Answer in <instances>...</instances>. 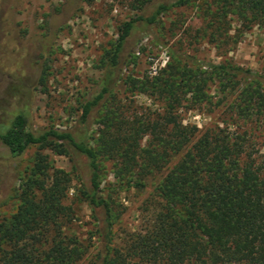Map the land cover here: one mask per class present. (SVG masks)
<instances>
[{
  "label": "trees",
  "instance_id": "16d2710c",
  "mask_svg": "<svg viewBox=\"0 0 264 264\" xmlns=\"http://www.w3.org/2000/svg\"><path fill=\"white\" fill-rule=\"evenodd\" d=\"M190 3L199 17L193 40L209 43L217 55L253 25L264 30V0H141L139 12L122 21L102 49L100 74L70 128H31L32 88L25 90L17 80L15 88L23 90L26 104L0 124L5 148L0 161L36 149L14 190L13 211L0 216V264H78L85 258L90 264H264V70L228 58L204 61L178 46L151 74L124 73L132 55L127 42L134 34L171 8ZM4 23L0 20L1 32ZM1 35L15 41L10 33ZM45 39L44 34L35 39L42 42V61L33 69L34 84L41 86L48 73ZM13 57L10 70L20 72ZM118 87L149 104L123 102ZM181 108H218L222 126L199 130L183 124ZM93 113L99 127L87 136L85 125ZM44 151L66 157L70 170L51 166ZM104 161L120 188L143 189L149 176L158 175L141 229L126 234L120 244L111 231L116 213L100 187ZM70 188L90 212L99 241L92 253L64 228L75 217L65 202Z\"/></svg>",
  "mask_w": 264,
  "mask_h": 264
},
{
  "label": "rangeland",
  "instance_id": "374dc122",
  "mask_svg": "<svg viewBox=\"0 0 264 264\" xmlns=\"http://www.w3.org/2000/svg\"><path fill=\"white\" fill-rule=\"evenodd\" d=\"M153 2L160 0H152ZM170 1V0H164ZM141 0H0V124L23 101L21 88L15 86L20 79L22 88L31 89L28 101V123L31 128L58 127L70 128L79 115V104L94 88L100 74L98 59L102 49L107 47L116 36L117 26L134 17L139 11L136 7ZM147 2L145 3V5ZM144 5V6H145ZM192 4L173 7L162 13L155 24L140 30L127 42L131 56L127 58L124 73L141 76L153 73L168 61V51L178 49L199 59L217 62L228 58L238 65L252 70H264V30L253 25L242 32L239 40L223 55H217L214 48L204 40H193L195 28L199 25ZM236 23L232 22V28ZM229 33L233 32V29ZM188 30L190 36L184 33ZM13 35L15 41L6 39L1 33ZM47 46V75L44 84L35 85V61L41 46L35 39L42 35ZM39 51H35L36 47ZM44 50V49H43ZM16 56L20 72L13 69ZM10 62H7V61ZM117 96L122 101L133 100L136 106L149 104L144 96L122 93L118 87ZM133 105V104H131ZM183 124H193L199 130L214 125L222 126L223 115L220 109L181 108L178 110ZM96 113L86 122L87 136L94 134L99 124ZM35 147L27 148L18 158L0 161V216L9 215L16 204L14 190L20 178L28 169ZM0 151L5 148L0 145ZM48 163L53 167L70 170L66 157L44 151ZM158 175L149 176L146 186L137 190L132 187L120 188L119 181L113 177L110 164L104 161L100 170L102 194L109 198L116 220L112 225V238L120 244L126 234L142 227V218L149 208L151 188ZM75 180L72 181L73 184ZM73 188H70L65 202L71 203L75 217L65 223V230L89 245L92 253L98 248L99 241L90 218V212L84 203L74 200ZM78 264H90L89 258Z\"/></svg>",
  "mask_w": 264,
  "mask_h": 264
},
{
  "label": "flooded vegetation",
  "instance_id": "af4514ba",
  "mask_svg": "<svg viewBox=\"0 0 264 264\" xmlns=\"http://www.w3.org/2000/svg\"><path fill=\"white\" fill-rule=\"evenodd\" d=\"M35 43H37V45L42 47V45H41L42 42H40L39 40H36ZM37 50L39 51V47L38 46L35 48V51H37ZM36 57L38 58V53L36 54ZM34 64H39V63L35 62Z\"/></svg>",
  "mask_w": 264,
  "mask_h": 264
},
{
  "label": "built area",
  "instance_id": "2783aa9c",
  "mask_svg": "<svg viewBox=\"0 0 264 264\" xmlns=\"http://www.w3.org/2000/svg\"><path fill=\"white\" fill-rule=\"evenodd\" d=\"M153 72L155 71V68H153V70H152Z\"/></svg>",
  "mask_w": 264,
  "mask_h": 264
}]
</instances>
